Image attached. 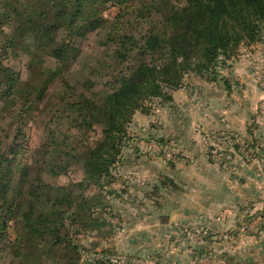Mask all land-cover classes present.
<instances>
[{"label": "trees", "instance_id": "16d2710c", "mask_svg": "<svg viewBox=\"0 0 264 264\" xmlns=\"http://www.w3.org/2000/svg\"><path fill=\"white\" fill-rule=\"evenodd\" d=\"M111 6L118 12L107 18ZM93 32L103 33L110 78L104 93L72 92L67 73L80 56L79 40ZM263 33L264 0H0V146L2 135L9 138L0 150V264L2 253L12 257L4 264H113L110 248L88 257L89 248L73 234L99 233L95 250L114 233L108 214L117 192L107 187L115 182L135 113L149 114L156 99L172 103L189 74L217 81L219 67L242 46L263 42ZM20 51L30 56L31 69L48 71L43 79L25 81L5 63ZM59 79L71 93L58 106L70 112L49 120L43 150L30 165L26 123ZM84 86L92 90L95 81ZM75 164L80 180H45Z\"/></svg>", "mask_w": 264, "mask_h": 264}, {"label": "rangeland", "instance_id": "374dc122", "mask_svg": "<svg viewBox=\"0 0 264 264\" xmlns=\"http://www.w3.org/2000/svg\"><path fill=\"white\" fill-rule=\"evenodd\" d=\"M117 12L118 8L111 6L104 14L107 18H113ZM102 34L93 32L79 40L80 56L66 76L72 92L89 95L96 91L104 93L110 71L104 62L108 48L101 44ZM29 62L30 56L22 51L19 57L9 62L5 61L20 71L25 81H34L42 76L43 79L48 71L43 75L42 71L45 69L42 65L31 69ZM218 70V80L215 82L189 74L185 79L186 87L180 89L176 95L173 94L175 101L163 106L156 99L148 103L151 104L149 114L140 111L135 113L128 129L129 139L123 151L122 163L114 171L115 182L107 187L117 192L110 196L113 198V211L112 214H108L109 219L116 224L114 233L106 240H101L100 245L93 250L92 243L101 239L99 233L82 230L77 232L76 229L73 231L77 232L73 234L75 239L89 248L92 255L88 257L98 256L103 248H110L113 253L110 257L113 264H167L160 256L124 253L125 248L132 247L130 240L136 236V232L132 229L129 231L127 228L125 231L122 229L133 224L131 216L150 212L157 205L165 206L169 200L167 194L183 189V183L185 185L190 177L186 163L190 160L189 147L193 146L189 140L193 137L203 142L198 141V146H194L192 150L200 149L206 154L207 159L225 168L230 174L251 161L264 173V148L256 149L257 142L252 144L243 140L241 131H232L230 126L223 127L227 122L241 124L247 121L248 130H251L254 136L263 133L264 41L242 46L238 54L227 60ZM89 78L95 81L92 90H87L84 86ZM70 90L60 79L52 83L45 103L27 121L25 130L28 150L24 159L28 164H34L38 158L47 136L49 120L56 113L59 115L60 112H70L68 107L58 106L63 96L69 97L67 93H71ZM3 121L0 120V123ZM221 127L222 130L219 131ZM98 133L99 129L90 134V144L98 139ZM4 136L1 138L3 144L0 150H3L9 140ZM78 137L73 136L71 140L86 145L87 140L83 143ZM200 145L202 147H199ZM172 164H176L178 172H174L171 177L169 175L172 173ZM44 177L49 183L65 185L72 180H80L82 169L75 164L67 174L55 177L45 174ZM94 189L91 187L88 192H93ZM251 225L246 223L242 227L246 231L252 227ZM15 235L16 230L13 227L11 239H14ZM1 256L3 264L12 259L7 253H2ZM222 259L223 264L228 263L226 258Z\"/></svg>", "mask_w": 264, "mask_h": 264}, {"label": "crops", "instance_id": "0c3cea01", "mask_svg": "<svg viewBox=\"0 0 264 264\" xmlns=\"http://www.w3.org/2000/svg\"><path fill=\"white\" fill-rule=\"evenodd\" d=\"M242 123L223 127L241 131L243 140L264 148V129L254 136L247 121ZM197 139L189 140L193 147L203 142ZM193 147L183 189L167 194L165 206L131 216L133 224L122 229L136 232L124 253L160 256L167 264H223L222 258L229 264H264V173L251 161L230 174ZM171 172H178L176 164ZM246 223L252 227L245 231Z\"/></svg>", "mask_w": 264, "mask_h": 264}]
</instances>
